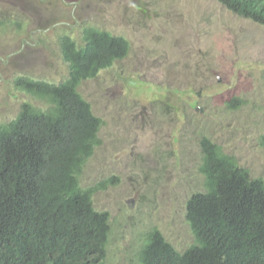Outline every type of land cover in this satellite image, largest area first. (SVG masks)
<instances>
[{
	"label": "rangeland",
	"instance_id": "374dc122",
	"mask_svg": "<svg viewBox=\"0 0 264 264\" xmlns=\"http://www.w3.org/2000/svg\"><path fill=\"white\" fill-rule=\"evenodd\" d=\"M0 21V123L24 102L42 105L15 78L67 77L61 36L79 43L94 27L129 44L77 89L102 120L80 185L113 178L92 197L109 215L105 264H139L153 228L180 252L195 243L185 214L204 190L201 137L264 180L263 26L214 0H0Z\"/></svg>",
	"mask_w": 264,
	"mask_h": 264
},
{
	"label": "trees",
	"instance_id": "16d2710c",
	"mask_svg": "<svg viewBox=\"0 0 264 264\" xmlns=\"http://www.w3.org/2000/svg\"><path fill=\"white\" fill-rule=\"evenodd\" d=\"M214 1L264 27V0ZM58 45L67 77L59 84L15 78L13 87L42 105L24 102L0 123V264H105L109 215L92 197L113 178L80 185L102 120L77 89L124 58L129 44L83 27L79 43L63 35ZM199 149L204 190L189 198L185 214L195 243L180 252L153 228L139 264H264V180L207 137Z\"/></svg>",
	"mask_w": 264,
	"mask_h": 264
}]
</instances>
